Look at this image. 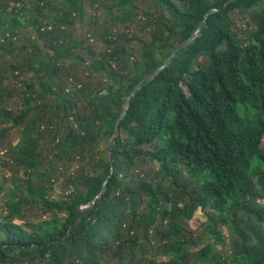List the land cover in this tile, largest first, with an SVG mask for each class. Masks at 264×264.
<instances>
[{"label": "trees", "instance_id": "16d2710c", "mask_svg": "<svg viewBox=\"0 0 264 264\" xmlns=\"http://www.w3.org/2000/svg\"><path fill=\"white\" fill-rule=\"evenodd\" d=\"M140 2L0 0V264H264V0Z\"/></svg>", "mask_w": 264, "mask_h": 264}, {"label": "rangeland", "instance_id": "374dc122", "mask_svg": "<svg viewBox=\"0 0 264 264\" xmlns=\"http://www.w3.org/2000/svg\"><path fill=\"white\" fill-rule=\"evenodd\" d=\"M141 7L146 8V9H151L152 8V0H141L140 2ZM93 13V10H88V18L91 16V14ZM237 19H239L240 22L244 21L243 18H241L239 16L236 17ZM86 24H79L77 26V31L81 36H86L87 35V30L88 27L90 26L89 22H85ZM92 42L94 43V47L96 49V51H100L104 48V44L97 42L96 40H92ZM70 85H72V80L70 82ZM19 101H13L10 102L8 104V108L12 109V112H16L20 109V105L18 104V106H16V104ZM16 103V104H15ZM20 138V129L16 128L13 129L9 138L7 140H5V142L3 144H1L0 146V180H7V185L6 188L9 187V185H13V172L10 169V167H8V163L10 161V155L9 153L6 152V149H8L10 147V143H17L18 139ZM9 181V182H8ZM62 192V182L59 180V182L54 186V191L51 193V196L53 198H58L60 196ZM264 202V201H263ZM3 211V199H2V195L0 194V214ZM18 222H23L22 220H17ZM206 223H208V217L205 213V211H203L201 208L197 211L195 218L190 222V228L192 229V231L197 232L198 234H200L199 232L202 233L201 229L203 228V226L206 225ZM203 230V229H202ZM226 236H229L228 233V229L227 227H225L224 229ZM221 250V246H217V251ZM211 259V258H210ZM210 263L211 260H209ZM209 262H206V264H209Z\"/></svg>", "mask_w": 264, "mask_h": 264}, {"label": "water", "instance_id": "95a60500", "mask_svg": "<svg viewBox=\"0 0 264 264\" xmlns=\"http://www.w3.org/2000/svg\"><path fill=\"white\" fill-rule=\"evenodd\" d=\"M217 10V8H211L210 10H209V12L206 14V16H205V18H204V20H203V22H202V24L200 25V27L189 37V38H187L186 40H184L181 44H179V46L172 52V54H171V57L167 60V62L163 65V66H161L159 69H157L154 73H152L151 75H149L148 77H146L142 82H141V84L134 90V92L131 94V96H130V98H129V101H128V104H127V106H126V108H125V111H124V113H123V115H122V117H121V119H120V121H119V123H118V125H117V130H116V133H115V136H114V139H113V142H112V145H111V157H112V161H113V163H114V160H113V152H114V146H115V144H116V142H117V139H118V137H119V135H120V133H121V124H122V122L125 120V118L127 117V115H128V112H129V109H130V107H131V105H132V103H133V101H134V98H135V96H136V94L146 85V84H148L150 81H152L154 78H156L160 73H161V71L164 69V68H166L172 61H173V59H174V57L176 56V54L178 53V51L179 50H181L187 43H189L196 35H197V33L199 32V30L202 28V26H203V24L206 22V20H207V17H208V15L212 12V11H216ZM114 173H115V169L113 168V170H112V174H111V176L108 178V180H107V182H106V185H105V188H104V191L102 192V194L104 193V192H106V188H107V184H108V182L110 181V179L112 178V176L114 175ZM101 194V195H102ZM96 202V200L94 201V203ZM91 206H93V205H91ZM88 207H90L89 205H84V206H81L80 207V209H79V211H78V213H77V217H76V220H75V222L70 226V228L68 229V231L66 232V234L63 236V237H65V236H68V235H70L71 234V232H72V230L77 226V224H78V222H79V220H80V218H81V214H82V212L85 210V209H87Z\"/></svg>", "mask_w": 264, "mask_h": 264}]
</instances>
